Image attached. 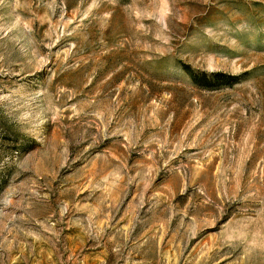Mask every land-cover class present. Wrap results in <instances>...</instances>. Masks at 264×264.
Returning a JSON list of instances; mask_svg holds the SVG:
<instances>
[{"label":"rangeland","instance_id":"374dc122","mask_svg":"<svg viewBox=\"0 0 264 264\" xmlns=\"http://www.w3.org/2000/svg\"><path fill=\"white\" fill-rule=\"evenodd\" d=\"M0 264H264V0H0Z\"/></svg>","mask_w":264,"mask_h":264},{"label":"trees","instance_id":"16d2710c","mask_svg":"<svg viewBox=\"0 0 264 264\" xmlns=\"http://www.w3.org/2000/svg\"><path fill=\"white\" fill-rule=\"evenodd\" d=\"M220 76H224V75L223 74H215V77H220ZM192 78H193V80L195 82H197V79H196V77L193 74H192ZM225 78H228L229 80H233L234 79V77H231V76H225ZM207 80H208V77L205 76V82H206L205 84H207ZM206 86H208V85H206Z\"/></svg>","mask_w":264,"mask_h":264}]
</instances>
